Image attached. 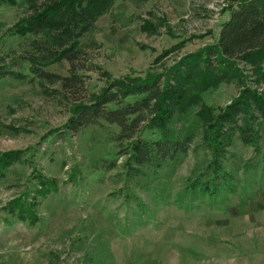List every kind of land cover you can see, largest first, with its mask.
Here are the masks:
<instances>
[{"label":"rangeland","instance_id":"374dc122","mask_svg":"<svg viewBox=\"0 0 264 264\" xmlns=\"http://www.w3.org/2000/svg\"><path fill=\"white\" fill-rule=\"evenodd\" d=\"M226 5L119 0L81 40L88 92L167 74L214 42ZM29 15L28 0H0V158L19 153L0 175V264H264V116L252 100L264 98V67L243 65L242 81L214 88L193 82L201 101L173 124L193 136L188 153L137 172L116 127L65 133L82 93L31 71L37 37L20 33ZM46 70L70 76L67 61ZM237 99L247 116L218 121Z\"/></svg>","mask_w":264,"mask_h":264},{"label":"trees","instance_id":"16d2710c","mask_svg":"<svg viewBox=\"0 0 264 264\" xmlns=\"http://www.w3.org/2000/svg\"><path fill=\"white\" fill-rule=\"evenodd\" d=\"M118 1L28 0L30 15L20 33L37 37L33 41L35 50L27 57L30 69L36 77L51 84L60 83L72 95L82 93L73 99L65 133L79 134L96 125L114 126L118 130L113 139L122 145L128 143L125 153L129 155V164L138 167L137 172L139 168L141 171L175 165L188 153L193 141L189 132L183 134L173 128L176 121L190 115L201 101L200 95L191 94L193 82L203 80L207 88H214L224 82L242 81L243 65L256 69L257 73L264 67V0H227L223 14L227 13L228 17L214 42L188 54L167 74L110 79L99 93L92 94L87 90L85 75L80 74L87 68L81 40L97 28L98 19L111 12ZM179 48L177 45L167 50L162 57ZM62 61L70 64V76L46 70L49 65ZM4 73L25 77L13 71ZM252 100L264 116L263 96L252 94ZM243 103L249 106V102L240 99L232 102L218 121L230 123L247 116L243 114ZM146 132L158 133L159 137L147 139ZM15 155L19 153L10 152L6 158H0V175ZM20 209L23 210L21 217L26 218L22 206Z\"/></svg>","mask_w":264,"mask_h":264}]
</instances>
